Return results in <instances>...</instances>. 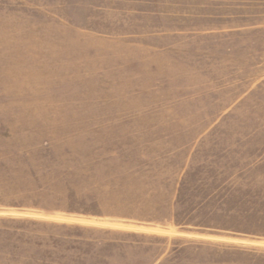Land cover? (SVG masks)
I'll use <instances>...</instances> for the list:
<instances>
[{"label": "rangeland", "instance_id": "374dc122", "mask_svg": "<svg viewBox=\"0 0 264 264\" xmlns=\"http://www.w3.org/2000/svg\"><path fill=\"white\" fill-rule=\"evenodd\" d=\"M0 264H264V0H0Z\"/></svg>", "mask_w": 264, "mask_h": 264}]
</instances>
